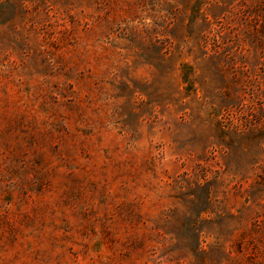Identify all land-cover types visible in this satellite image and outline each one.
Masks as SVG:
<instances>
[{"label": "rangeland", "instance_id": "obj_1", "mask_svg": "<svg viewBox=\"0 0 264 264\" xmlns=\"http://www.w3.org/2000/svg\"><path fill=\"white\" fill-rule=\"evenodd\" d=\"M0 264H264V0H0Z\"/></svg>", "mask_w": 264, "mask_h": 264}]
</instances>
